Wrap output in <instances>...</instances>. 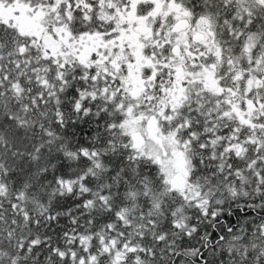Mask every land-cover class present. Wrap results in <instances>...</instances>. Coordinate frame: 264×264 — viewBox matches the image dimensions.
<instances>
[{
    "label": "snow or ice",
    "instance_id": "6c2138e0",
    "mask_svg": "<svg viewBox=\"0 0 264 264\" xmlns=\"http://www.w3.org/2000/svg\"><path fill=\"white\" fill-rule=\"evenodd\" d=\"M0 264H264V0H0Z\"/></svg>",
    "mask_w": 264,
    "mask_h": 264
}]
</instances>
